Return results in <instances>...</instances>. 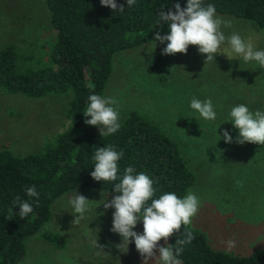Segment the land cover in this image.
<instances>
[{
    "label": "rangeland",
    "instance_id": "rangeland-1",
    "mask_svg": "<svg viewBox=\"0 0 264 264\" xmlns=\"http://www.w3.org/2000/svg\"><path fill=\"white\" fill-rule=\"evenodd\" d=\"M217 15L233 21L231 28L223 29L225 35L235 31L255 49H264L263 27L244 18ZM55 33L44 0H0V48L15 46L19 69L50 65ZM166 44L147 42L116 52L104 96L117 100L119 124L136 111L179 145L196 176L188 192L200 200L191 227L204 231L215 249L238 255L263 249L264 153L255 143L236 142L239 133L228 120L231 107L238 104L264 110V69L254 61L229 59L224 53L205 63L206 54L199 53L196 46L188 48L187 54L165 55ZM220 51L236 56L227 43ZM193 97L212 100L215 121L204 120L191 109ZM68 107L66 96L32 98L0 89V148L8 145L17 154L40 151L51 135L68 126ZM224 130L233 142H225ZM75 192L91 200L78 224H73L75 216L68 203ZM113 196L83 187L57 198L50 219L37 235L26 239L27 252L18 264H143L134 240L127 252L117 247L122 237L111 231L115 209H105L102 204ZM45 231L61 236L64 247L46 240ZM134 231L143 232L142 221ZM229 239L236 241L235 248L226 247ZM94 241L101 247H94ZM159 243L163 245V239Z\"/></svg>",
    "mask_w": 264,
    "mask_h": 264
},
{
    "label": "trees",
    "instance_id": "trees-1",
    "mask_svg": "<svg viewBox=\"0 0 264 264\" xmlns=\"http://www.w3.org/2000/svg\"><path fill=\"white\" fill-rule=\"evenodd\" d=\"M44 1L56 32L49 53L51 64L21 70L15 46L6 45L0 48V89L32 98L66 96L70 122L51 135L40 151L17 154L8 145L0 148V264L20 262L27 252L26 239L40 232L51 217L52 203L66 192L90 187L115 195L113 186L119 181H96L91 176L95 150L100 147L114 145L123 151L118 175L127 166L148 174L155 181V198L165 192L183 197L196 181L177 142L145 116L131 111L115 133L102 136L98 126L85 123L83 114L90 94L104 96L115 53L155 42L157 31L167 34V22L161 21L162 28L156 25L159 12L175 11L176 3L186 7L187 0H136L131 7L126 0H116L125 7L122 12L101 5L100 0ZM203 2L215 5L217 13L251 20L264 28V0ZM256 146L264 153V145ZM32 185L39 192L38 203L25 192ZM16 196L33 206L24 219L18 215L19 205H13ZM185 229L195 239L184 245L179 256L182 264H264V248L248 255L215 249L204 231L190 225L171 236L170 244L183 239ZM43 237L56 247L65 245L59 235L45 231Z\"/></svg>",
    "mask_w": 264,
    "mask_h": 264
},
{
    "label": "clouds",
    "instance_id": "clouds-1",
    "mask_svg": "<svg viewBox=\"0 0 264 264\" xmlns=\"http://www.w3.org/2000/svg\"><path fill=\"white\" fill-rule=\"evenodd\" d=\"M126 2L127 6L131 7L135 5L136 0ZM100 3L113 11L122 12L125 8L118 5L116 0H100ZM174 8L175 11L170 9L167 12L160 11L158 14L156 25H161V21H165L169 29L167 34L157 31L153 38L155 42L167 41L162 54H187L188 47L193 45L198 48L199 53L206 54L205 63L215 61V54L224 53L229 59L240 57L246 63L256 62L259 68L264 69V49H255L251 41L245 40L235 31L225 35L223 29L231 28L233 21L217 15L215 5L204 4L203 0H187L186 7L176 3ZM225 43L236 56L220 51L221 45ZM88 100L86 110L83 111L85 123L98 126L102 136L115 133L119 129L120 118L117 100L94 92L89 95ZM190 107L204 120L215 121L217 118L210 98L200 100L193 97ZM229 116L228 121L239 133L236 142L264 145V110L253 111L245 104H238L231 107ZM222 137L226 143L233 142V137L227 130L223 131ZM122 156L123 151H117L114 145L96 149L93 157L95 167L91 172L96 181H119L114 183L115 195L112 199H105L102 203L105 209H115L111 231L122 237V242L117 247L122 252H127L129 243L134 240L143 264H149V261H155L156 264H182L179 256L184 251V245L195 239L194 234L185 229L183 239H177L174 244H169L168 240L180 232L182 226L192 224V218L199 211V197L192 192L183 197H179L175 192H165L155 198L157 191L154 187L155 181L145 172L137 173L134 167L127 166L122 176L118 175L120 172L118 162ZM25 192L28 197H35L38 203L39 192L35 185L26 187ZM90 201L77 192L70 196L68 203L75 216L73 224H78L84 218L90 209ZM13 205H19L18 215L22 219L33 212L32 204L22 200L20 196L14 198ZM140 221L143 223L142 233L134 231ZM161 239L164 241L163 245L159 243ZM225 244L228 249L236 247V241L233 239L225 241ZM93 246L101 247L97 241L93 242Z\"/></svg>",
    "mask_w": 264,
    "mask_h": 264
}]
</instances>
